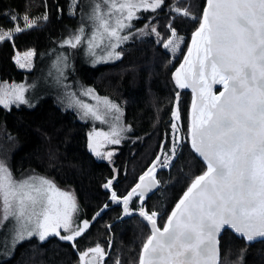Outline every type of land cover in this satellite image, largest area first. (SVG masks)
<instances>
[{"label": "snow or ice", "instance_id": "obj_1", "mask_svg": "<svg viewBox=\"0 0 264 264\" xmlns=\"http://www.w3.org/2000/svg\"><path fill=\"white\" fill-rule=\"evenodd\" d=\"M76 2L72 0L73 8ZM162 3L163 0H102V4L96 3L90 17L94 28L88 40L89 52L95 55V49L101 47L114 51L119 42L128 39L120 33L131 26L130 22L137 18L136 12L141 8L154 12ZM102 5H106V9ZM173 10L178 16L188 18L191 15L187 8ZM11 19L17 21L20 17L13 15ZM43 19H48L47 13ZM23 20L24 27L17 25L14 32L36 25V20L27 14L23 15ZM199 21L185 62L173 73V79L178 88L192 89L193 115L188 138L207 170L192 180L162 230L157 227V212L149 214L143 207L139 209V216L152 226L140 250L139 264H218V235L226 227L246 241L264 238V0H206ZM172 36L176 37L175 29H172ZM12 37V31L0 28V41ZM83 38L82 27L64 43L75 48ZM174 42L169 40L165 47ZM193 46L194 60L191 59ZM113 51H109L108 56L113 55ZM24 55L27 57L31 53ZM213 85H221L222 90L218 94L213 92ZM90 93L88 90L86 94ZM13 97L24 103L23 88H0V105L7 107ZM105 103L109 110L120 111L106 98ZM81 106L85 115L101 119L98 111L88 104ZM172 116L173 131L178 133L175 123L179 119L178 109L173 110ZM113 135L119 133L114 131ZM111 142L119 143V139ZM89 147L92 148L91 143ZM164 147L161 145L162 150ZM175 147L174 143L173 155ZM107 155L110 157L111 153ZM171 158L166 156L163 166H168ZM159 159L157 156V161ZM153 171L154 168H150L145 172L140 177L141 182L122 198L112 191L111 200L119 202L122 199L125 215L130 214L128 204L138 190L143 200V192L156 185L157 181L151 176ZM146 177H149L147 184L144 183ZM111 186L112 180L104 185L106 189ZM75 211L71 194L60 192L43 178L38 183L31 178L17 182L0 162V226L10 218L15 219L16 242L25 239V233L27 237L38 233L41 241L49 235L74 241L88 227V221H83V227L68 235H61L58 230L63 228L68 232L71 229L72 212ZM90 253L94 255L85 261ZM105 255L97 245L80 253V262L103 264Z\"/></svg>", "mask_w": 264, "mask_h": 264}, {"label": "trees", "instance_id": "obj_2", "mask_svg": "<svg viewBox=\"0 0 264 264\" xmlns=\"http://www.w3.org/2000/svg\"><path fill=\"white\" fill-rule=\"evenodd\" d=\"M187 1H190L188 9L196 14L205 4V0H163L162 6L154 12L142 10V18L138 20L144 21L145 26L154 25L156 32L135 36L122 44L121 57L117 61L80 69L84 84L121 106L124 120L132 128L131 137L117 146L113 164L97 159L88 150V123L53 98H42L30 107L0 105V128L14 136L19 145L10 158L13 175L18 177L23 170L32 168L50 176L61 186L72 188L81 218L89 222L85 231L71 242L57 236H49L43 241L36 237L25 239L0 264H79L80 253L87 247L95 244L107 247L110 236L107 224L117 217L120 206L109 203L110 207L94 219L93 215L108 196L103 185L118 171L114 188L118 194L123 193L161 145L169 151V125L175 93L179 94L177 108L182 128L187 133L191 93L178 90L173 84L171 73L181 57L168 66L169 54L162 43L169 34L168 22L178 33L189 34L197 27L198 18L171 13L172 6H183ZM67 12V0H0L1 28L12 26L10 13L31 17L47 13L48 16L47 20L39 21V26L13 35L12 41L0 42V82L31 78L33 71L16 67L13 61L15 48L20 52L33 49L36 61L40 53L61 35L64 25L75 26L76 16ZM183 53L184 50L180 56ZM204 169L203 162L191 151L187 135L184 148L171 169L159 173L160 182L165 186L159 195L153 194L146 200L148 210L161 213L160 226L181 193ZM111 230L114 239L105 264H115L117 260L120 264H137L141 245L149 233L148 227L133 216L113 224ZM220 249L219 264H264V239L246 243L225 229L220 236Z\"/></svg>", "mask_w": 264, "mask_h": 264}, {"label": "rangeland", "instance_id": "obj_3", "mask_svg": "<svg viewBox=\"0 0 264 264\" xmlns=\"http://www.w3.org/2000/svg\"><path fill=\"white\" fill-rule=\"evenodd\" d=\"M78 2L79 0H77L76 5L73 8L72 0H67V7H68L67 14L76 16L77 22L75 26L64 25L61 35L58 38H55L54 42L52 43V45H50L49 48H47L45 51L40 53L36 61H35V52L33 49H28L24 52H20L15 48L14 51L17 50V52L19 53V55H16L14 52V55H13V61L15 62L16 67L18 69H22L26 71L28 70L33 71L31 78L25 81H20V82L18 81L9 82V83L0 82V84H7L5 86H0V88H3L5 90H11L13 86H15L16 88H20V87L23 88V97H24L25 102L21 103L20 101L15 100V98L13 97L12 102L8 104L9 107L15 106V105H25V106L30 107V106L35 105L42 98L51 97L54 100H56L62 107L73 111L78 116V118L88 123L89 125V129H88L89 136L88 137L98 143H101L102 145L103 153L95 157L99 160L106 161L110 164H113L116 154L118 152L117 146L131 137L132 128L124 120L123 108L121 106H119L115 102L118 105L117 107L120 109V111L116 112L115 109L109 110L105 103V97L97 94L94 91V89L84 84V82L82 81L80 77V74H81L80 69L83 66H96L99 64L110 63V62L119 60L121 57V52H120L121 45L131 40L134 36L141 35L144 33V29H143L144 21L140 22L138 20L139 18H142L141 11L143 10V8H141L139 11L136 12L137 18H134L130 22L131 26L128 28H125L120 33L121 36H128L127 40L119 42V46L114 51L111 49H106V48L101 47V48L95 49L96 54L92 55L88 49V40L91 38L93 28H94V22L90 17L92 16V11H93L95 4L96 3L102 4V0H82L79 5H78ZM77 5H78V8H77ZM189 5H190V1L185 2L183 6H172L171 13L173 15H177L173 9L175 8H180V9L187 8L188 9ZM102 6L105 9L107 7L106 5H102ZM189 12L191 15L188 18L190 19H193L191 17H196V19L198 18V24H197V27H198L200 23L199 17L202 16L203 9H201V11H198V14L190 10ZM13 15L19 16L20 19L17 21H13L11 19V16ZM23 15L24 14L19 15L16 13H10L9 19L13 21V24L10 28H6V27L2 28L3 31H12L13 35L17 34L16 32H14V27L17 25L22 28L24 27L25 22L23 20ZM44 15L45 14L37 15L36 17L29 16L31 19L36 20V25L34 27H37L40 25L39 24L40 20L45 21V19H43ZM82 27L84 28V38L77 47L73 48L70 45L64 43L65 40H68L69 38L78 34L79 29ZM151 27H154V25H151ZM167 27L169 29V34L165 38V40L162 41V43H164L163 45L165 49L164 51L169 54L168 66H172L177 58L181 57L179 62L181 61L184 53L187 50L192 34L196 30L197 27L194 30H192L189 34L178 33L175 30L176 32L175 38L172 36V29L174 28L170 26V22L167 23ZM179 38H182V40H180ZM12 39L13 37L9 40L12 41ZM169 40H175V42L170 47H165V44ZM177 44L179 45L178 48L176 47ZM183 50H184V53L182 54V56H180ZM109 51H113V55L108 56ZM29 52L31 53V55L26 57L24 54L29 53ZM116 53H119L118 57L116 56ZM101 57H103V59H101ZM17 61H19V63ZM21 64H23L24 66L21 67L20 66ZM178 64L176 65V67L173 69L171 73V79L175 87L177 86L173 79V73L175 72ZM177 89L183 90L178 87ZM88 90H91L90 94H86L88 93ZM177 94L178 93H175V99H174L173 108L171 112V121L169 125L170 127L169 151H166L164 148L163 150L162 148H160L157 151V153L147 163V166H148L151 163V161L157 155H159L160 159L155 164V167H161V169L156 175L158 182H159L156 191L153 193L156 195H159L160 191L165 186V185H162V183L160 182L159 173L163 170L169 171L171 169L172 164L176 162V159L181 149L184 148L185 141L187 140L188 130H187V133H185V131L183 130L180 114H179V119L175 121V123L177 124V127L179 128V132L178 133L174 132L172 128V123H173L172 113L174 109H178L177 108V103H178ZM106 99L107 101L111 100L109 98H106ZM82 104H88L94 110L98 111V113L101 116V119H96L91 114L85 115V110L81 106ZM114 131L119 133V135L114 136L113 135ZM114 139H119V143H112L111 141ZM174 143L176 147H175V153L173 155L172 148H173ZM18 146L19 145H18V141L16 140V138L12 136L11 134H9L8 132H6L3 128H0V162L5 164V166L9 169V171L12 174L13 179L19 182V181L28 180L31 178L33 181L38 183L39 179L43 178V179L50 181L55 186V188L58 189L60 192H67L71 194L76 204V211L72 212V221H73L72 227L68 232H65L63 228L59 229L58 231L60 232L61 235H68V234H71V232L76 230L78 227H83V221H86V220L81 218V210H80L78 201L76 199V196L72 188L61 186L50 176L45 175L41 172H38L32 168H27L23 170L19 174L18 177H15L13 175L9 163H10V158L12 156V153L15 150H17ZM108 153H111L110 157H108L107 155ZM166 156H169L172 158L168 161V166L165 167L163 165H164ZM114 172H116L115 168H114ZM110 180H112L113 182V180H115V176H113ZM104 185H103V188H105ZM132 185L128 187L126 191H124L121 194H117V195L118 196L124 195L132 187ZM111 189L115 190L114 185L111 186ZM111 189H106L108 190V196L106 198V201L96 211L93 217H97L101 215L102 213H104V211L110 207L109 203H113L112 200H108V197L111 194L110 192ZM151 195L147 196L146 198L150 197ZM137 196L140 198L139 194ZM54 198L59 199V200L63 199L62 197H58V196H54ZM116 203L119 206L121 205V202H116ZM105 205H107V207H105ZM60 207L63 208V204H61ZM141 207H143L147 212L150 213V210H148V205H146V200H143L142 204L140 206H137V208H141ZM152 212L158 213L156 220L160 222L162 218L160 216L161 213L156 210H153ZM97 213H99V215H97ZM120 213H121V208H120V212L118 213V215H120ZM0 216H2V213H0ZM137 218L141 221L139 217ZM16 226H17L16 221L13 218H10L8 221H6L3 224V226H0V261L5 260L8 257H10L13 254L18 243H20L21 241L31 238V237H36L39 239L38 233H34L31 237H27L25 233V239L20 240L19 242H16V239H15ZM30 227H33V226H30ZM148 229H149V233H148L149 235L151 230L149 227ZM49 236H56V235H49ZM147 237L145 238V240L147 239ZM109 238H108V242H109ZM144 242L142 243L141 248ZM97 245H99L106 253L108 245L105 248L103 245H100V244H95L93 246L87 247L85 251H87L89 248H94ZM109 254L103 260V264L106 263L109 257ZM138 260H139V256H138ZM79 264H81V262H79Z\"/></svg>", "mask_w": 264, "mask_h": 264}, {"label": "water", "instance_id": "obj_4", "mask_svg": "<svg viewBox=\"0 0 264 264\" xmlns=\"http://www.w3.org/2000/svg\"><path fill=\"white\" fill-rule=\"evenodd\" d=\"M205 4H206V0H205ZM205 4H204V6H205ZM203 9H204V7H203ZM198 27H199V25H198ZM198 27H197V28H198ZM197 28H196V29H197ZM195 31H196V30H195ZM195 31H194V32H195ZM192 40H193V36L191 37L190 42H189V45H188V47H187V50H186V52L184 53V55H183L181 61L179 62L178 66H177V68H176V70H175V72L177 71L178 68H180L181 64L185 62V56L188 55V49H189V46L192 45ZM191 59H193V60L195 59V47H194V46H193V53H192V57H191ZM175 72H174V73H175ZM183 90L190 91V93H191V98H190V103H189V108H188V128H189L190 117L193 115V113H192L193 92H192V89H191V88H184ZM212 90H213V92H215V93L218 94V93L222 90V86H221V85H213V86H212ZM188 142H189V146H190V148H191V141H190L189 138H188ZM90 143H91V142H88V143H87V148H88L89 151H92L93 149L96 148V146L93 145L92 148H90V147H89V144H90ZM91 145H92V143H91ZM191 150H192V148H191ZM192 151H193V150H192ZM98 152H99L100 154H102V153H103V150L100 149ZM193 152H194V151H193ZM194 154H195V155H196V156H197V157L203 162V164L205 165V169L203 170V172L206 171V170H207V166H206L205 162L203 161V159H202L197 153L194 152ZM157 156H159V155H157ZM157 156L151 161V163L147 166V168H146L142 173L139 174V176H138V178H137L135 184H133L132 187H131V188H130V189H129L124 195L119 196V197L122 198V197L126 196L127 193H128L129 191H131L132 188H134L135 185H136L137 183H140V182H141V181H140V177H141L142 175H144L145 172H148L150 168H154V171L151 173V176H153V177L155 178V180L157 181V183H156V185H155L154 187H150L148 190H145V191L143 192V198H145V197H147V196L153 194V193L156 191V189H157V187H158V184H159L156 175H157V172L161 169V167H155V164L157 163ZM154 161L156 162L155 164L153 163ZM203 172H201V173L198 174V175H202ZM198 175H196V176H198ZM196 176H195V177H196ZM195 177H194V178H195ZM148 180H149V177H146L144 183L147 184V183H148ZM191 182H192V181H191ZM191 182L189 183V185L186 187V189L181 193V195H180V196L178 197V199L176 200L175 204L173 205V207L171 208L169 214L167 215L164 224L166 223V221H167V219H168V216L172 213L173 209L175 208L177 202L180 200V198L183 196L184 192H185V191L187 190V188L190 186ZM112 191H114V190L111 189L110 192L112 193ZM139 193H140V190H138V194H139ZM138 194H137V195H138ZM134 196H136V195H134ZM108 200H111V194H110V196L108 197ZM140 201L142 202L143 200L140 199ZM119 202H121V213H120V215H118L117 217H115L111 222H109V223L107 224V229L109 230L110 238H109L108 247H107V251H106V255H105L104 259L108 256V254H109V252H110V250H111V247H112L113 237H114V236H113V232H112V230H111V226H112L113 224L117 223L118 221H122V220H124V219H126V218H128V217L138 216V217H139L144 223H146V224L148 225V227H149L150 229L152 228V226H151L150 224H148L147 221H145L142 217L139 216V214H138V213H139V209H138V210H130V209H129V213H130V214L125 215L124 210H123V209H124V205H123V201H122V199H121ZM164 224H163L161 227L158 226V224H157V227H159V228L162 230L163 227H164ZM225 229H229V228L226 227ZM225 229H224V230H225ZM224 230H222L221 234L218 235V240H219V257H218V264L220 263V260H221L220 236L223 234ZM229 230L232 231L236 236L242 238L241 236H239L238 234H236L233 230H231V229H229ZM150 234H151V232H150ZM150 234H149V235H150ZM149 235H148V236H149ZM263 239H264V238H256V239H254L253 241H246L245 239H244V240L246 241V243H250V242H254V241H258V240H263ZM145 241H146V240H145ZM110 244H111V247L109 246ZM93 255H94V254H89V256L86 257V261L90 260V259L92 258ZM137 264H139V260H138V263H137Z\"/></svg>", "mask_w": 264, "mask_h": 264}, {"label": "flooded vegetation", "instance_id": "obj_5", "mask_svg": "<svg viewBox=\"0 0 264 264\" xmlns=\"http://www.w3.org/2000/svg\"><path fill=\"white\" fill-rule=\"evenodd\" d=\"M144 27H143V29H144V33H145V35H150V32H153L152 31V29L153 28H155V27H151V25L150 26H145V25H143ZM143 33V34H144ZM142 35V34H141ZM136 36H139V35H136ZM133 38H135V36L133 37ZM4 83H7V82H4ZM5 85H7V84H0V86H5ZM111 103H113L114 105H116V106H118L114 101H112V100H109ZM4 106V105H3ZM8 108H9V106H7ZM123 118H124V116H123ZM88 142H91L92 143V146L93 145H95L96 146V148L95 149H93L91 152L97 157V155H96V152H98L100 149H102V145H101V143H98V142H96V141H94V140H92V139H88ZM146 167H147V165L144 167V169L141 171V173L146 169ZM159 172V171H158ZM157 172V173H158ZM116 176H115V180H113V185H116L117 184V176H118V171L116 172ZM139 176V175H138ZM138 176L136 177V180H137V178H138ZM136 180H135V182H136ZM134 182V183H135ZM115 191V190H114ZM116 192V191H115ZM117 193V192H116ZM118 194V193H117ZM143 200H147V198L145 197V199H143ZM143 202V201H142ZM142 202L140 201V198L136 195V196H133L132 197V199L129 201V204H128V207H129V209L130 210H138V209H140V208H137V207H134L133 206V204H135V206H140L141 204H142ZM114 204H117L116 202H113ZM118 205V204H117ZM146 205H147V203H146ZM120 208H121V205H120ZM153 210H151L150 211V213L149 214H151V212H152ZM133 217V216H132ZM138 217V216H137ZM128 218H131V217H128ZM165 219H166V217H165ZM165 219H164V222H165ZM142 221V220H141ZM143 222V221H142ZM164 222H163V224H164ZM144 223V222H143ZM146 226H148L146 223H144ZM157 224H158V226H160L159 224H160V222H158V220H157ZM162 224V225H163ZM161 225V226H162ZM160 226V227H161ZM151 230V229H150ZM85 261H86V257H85Z\"/></svg>", "mask_w": 264, "mask_h": 264}, {"label": "built area", "instance_id": "obj_6", "mask_svg": "<svg viewBox=\"0 0 264 264\" xmlns=\"http://www.w3.org/2000/svg\"><path fill=\"white\" fill-rule=\"evenodd\" d=\"M15 54H16V55H19V53H18L17 51H15Z\"/></svg>", "mask_w": 264, "mask_h": 264}, {"label": "bare ground", "instance_id": "obj_7", "mask_svg": "<svg viewBox=\"0 0 264 264\" xmlns=\"http://www.w3.org/2000/svg\"><path fill=\"white\" fill-rule=\"evenodd\" d=\"M141 27V26H140ZM32 75V74H31ZM26 80V79H25ZM15 82V81H14ZM7 83H9V82H7ZM3 85V84H2ZM86 252V251H85ZM91 254V253H90Z\"/></svg>", "mask_w": 264, "mask_h": 264}]
</instances>
